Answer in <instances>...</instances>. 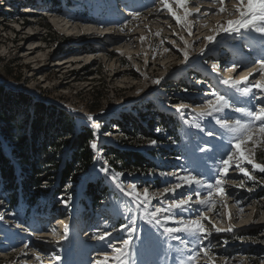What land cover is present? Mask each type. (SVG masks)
Instances as JSON below:
<instances>
[{"label": "rangeland", "instance_id": "1", "mask_svg": "<svg viewBox=\"0 0 264 264\" xmlns=\"http://www.w3.org/2000/svg\"><path fill=\"white\" fill-rule=\"evenodd\" d=\"M1 1L7 2L13 13L5 16L7 9H0V85L12 92L25 93L34 101L56 106L68 116L67 123H72L75 131L92 132L91 142L95 140L98 150H92L93 165L88 170L76 169L73 179H68L56 196L51 192L59 175L48 176L47 182L42 183L41 188L48 193L37 198L38 205L54 204L52 209L36 210L29 206L26 201L30 198L26 197H19L18 203L13 204L15 198L11 193L0 196L4 201L0 205V215L4 217L0 220V264H89L90 260L103 261L105 253L109 257L108 264H116L112 259L115 255L112 248L93 236L112 231L114 226L116 231L109 239L122 247L115 237L126 235L118 229L127 222L128 204L114 183L100 172L101 165L113 172H122L121 187L129 191V184L135 181L141 197L144 185L149 187L151 195L162 190L167 180H173L172 175L161 176V170L179 173V166L183 165L197 172L211 173L222 168L220 154L229 149V141L235 134L225 133L223 140L219 136L209 137L208 130H224L212 117L198 115L206 111L201 102L219 91L243 104L246 98L221 81L237 79L238 73L246 72L247 75V68L232 71L231 65L235 62L248 65L254 58L264 55V42L257 34L248 32L243 36L221 33L216 42L207 43L205 38L215 35L220 24L238 18L232 14L236 0H225L224 12H219L220 5H213L210 0H188L190 11L193 5L201 9V13L188 18L191 34L163 9L160 0ZM12 1L15 3L11 4ZM25 7L37 12L32 18L37 25L21 27L23 30L19 35L17 25L11 22L23 16ZM131 9L140 10L139 18L133 19L129 15ZM205 10L207 16L202 15ZM176 11L183 15V10ZM42 13L46 14L45 18L39 16ZM56 22L66 23V30L69 26L72 31L66 32ZM122 22H126L123 32L120 30ZM84 28L92 29V35L85 34L86 30L81 31ZM71 34L75 36L68 41L62 39ZM35 47L37 50L28 56ZM201 49L205 50L203 55ZM180 50L188 52L187 62ZM69 54H77L78 60L70 58L66 67L60 70L58 61ZM90 56L91 61H84V57ZM213 64L218 65L216 72L212 71ZM256 78H259L258 74ZM156 79L161 80L159 85L154 83ZM182 102L189 105L184 110L187 123L175 110ZM197 104L201 107H194ZM139 113L143 117H139ZM85 115L93 116L95 121L87 122ZM216 115L223 116L224 113ZM227 115L240 116L231 111ZM19 119L11 130H3L0 125V147L6 153L15 137L25 131L18 124ZM95 122L101 124L99 130L95 129ZM197 123L205 131L195 128ZM152 140L158 143L153 146ZM202 146H211L214 150L200 152ZM248 147L252 146L249 144ZM110 148L137 152L145 159L144 163L141 168H128L116 161ZM71 151L64 148L57 161L61 159V164L70 161ZM44 157L42 155V159ZM254 159L264 164V143L255 148ZM234 161L230 162L233 167L229 172L234 179L225 185L231 195L224 204L218 202L215 209L207 213L217 226L227 228L231 225L233 231L215 233L211 224L205 222L213 233L211 256L215 264H225V261L227 264H264V173L254 172L256 180L250 181L235 168ZM241 166L251 171V165ZM46 167L47 173H51L48 175H53L51 164ZM241 181L244 188L239 187ZM89 183L97 187L101 197L93 208L92 219L87 208L89 197L85 194ZM61 198L69 200L68 206ZM159 199L153 198L152 203L157 204ZM217 213L223 215L218 217ZM104 215L109 216L105 224L108 227L97 229ZM18 224L22 226L17 227ZM64 224L69 226L67 235H71L67 242L60 239L64 235ZM138 224L143 232H138L132 240L128 264H187L190 253L182 245H177L176 241L165 242L164 237L152 235L156 230L150 225L139 221ZM23 242H28L29 247L21 253L18 248ZM36 255L40 256V261L35 259ZM56 256L60 257L59 261ZM201 257L198 264H207V258L203 254Z\"/></svg>", "mask_w": 264, "mask_h": 264}, {"label": "snow or ice", "instance_id": "2", "mask_svg": "<svg viewBox=\"0 0 264 264\" xmlns=\"http://www.w3.org/2000/svg\"><path fill=\"white\" fill-rule=\"evenodd\" d=\"M160 3L176 23L188 29L191 34V24L188 23V18L193 16L194 13H201L200 7L193 5L190 11L187 8L188 0H160ZM210 3L213 5L219 4V12L225 11L223 7L225 0H210ZM176 9L183 10V15H179ZM215 14L213 13V15ZM232 14L237 15L238 18L235 20L230 19L226 24H220L216 29L215 35H209L205 38L209 45L216 42L217 37L221 33L229 35L240 34L243 36L245 33L251 32L257 34L259 39L264 42V0H236V6ZM129 15L133 19H137L141 12L138 9H131ZM202 15L207 16L208 11L205 10ZM122 25L120 30L123 32L126 22H122ZM245 47L249 46L245 45ZM180 51H182L184 61L187 62L189 59L188 52ZM204 51V49H201V55L204 54ZM237 68H247V75L238 73L237 79L229 78L221 82L233 88L235 93L246 98L245 102L243 104L238 103L232 96L215 91L212 93L211 98L201 102L202 105L206 106V111L198 113V115L212 117L215 124L224 130L222 132L208 130L206 134L209 137L219 136L223 140L225 133L235 134L233 139L229 141V149L220 154L219 159L223 164L222 168L211 173L197 172L183 165L179 166V173L175 170L171 172L161 170V176L172 175L173 180H167L162 190L152 192L151 195L149 187L144 185L143 196L141 197L138 191L139 186L135 181L129 184L128 187L131 189L129 191L121 187L123 181L119 180V178L123 175L122 172H113L109 167L101 165L100 172L114 183L123 196L127 198L128 204V214L125 216L127 222L118 229L121 233H126V235L115 237V240L122 247H117L113 240L109 239L113 237V232L116 231L114 226L112 231H104L99 235L93 236V239L105 242L108 247L112 248L115 253L112 259L115 260L116 264H128L127 257L130 254L132 240L136 238L138 232H143L138 221L154 228L156 231L152 235L158 234L159 237L165 238V242L176 241L177 245H182L190 253L187 256V264H198V260L202 258L201 254L207 258V264H215L211 256L212 230L215 233H221L224 231L231 232L233 228L231 225L227 228L217 226V223H214L207 213L213 211L218 202L224 204V200L231 195L225 187L226 183L234 179L229 175L230 169L233 167L230 162H233L235 158V168L239 170L243 177L250 181L256 180L253 175L254 172L264 173V164L257 163L254 159L255 148L257 145L264 143V55L254 58L248 65L240 64L239 62L231 65L232 71H236ZM217 70L218 65L213 64L212 71L216 72ZM257 74L259 76L258 79L256 78ZM253 80L255 81L254 83ZM154 83L159 85L161 80L156 79ZM201 104H197L194 107H201ZM188 107L189 105L183 102L175 106L176 112L185 118L186 123L187 112L184 110ZM228 111L238 113L240 116L238 118L229 117L227 115ZM221 113H224V115H216ZM84 119L89 123L95 121V118L91 115H85ZM194 126L200 131H205L199 123ZM100 128L101 124L95 122V129L99 130ZM105 135L111 134L105 133ZM157 143L156 140L151 141L153 146ZM249 144L252 146L251 148L248 147ZM90 148L94 151L98 150L95 140L90 142ZM209 150L214 149L211 146L199 148L200 152ZM177 159L181 158L177 157ZM241 165H251V171ZM239 187H245L243 181H241ZM182 188H186L187 191H178ZM248 190L252 191V187H249ZM156 197L161 199L154 205L152 200ZM216 197L223 199L218 201ZM61 202L68 206L69 200L61 198ZM3 203L4 201L0 200V205ZM239 203L238 201L237 204L239 205ZM241 211H243V208H241ZM12 215H16V213H12ZM216 215L219 217L223 213H217ZM3 219L4 217L0 215V220ZM229 219H231V215H229ZM205 222L211 224L212 230L206 227ZM21 226V224L17 225V227ZM68 227L67 224H64V235L60 239L67 238ZM99 227L101 226L98 225ZM104 227L108 226L105 225ZM25 231H28V229L26 228ZM29 234L31 235V233ZM205 241L207 243H204ZM189 245H192V247L189 248ZM28 247L29 243L23 242V246L19 247L18 250L23 253L24 249ZM97 255H100V253L98 252ZM35 259L40 261L41 258L36 255ZM55 259L59 261L60 257L56 256ZM108 259L109 257L105 253L103 261L99 259L90 260L89 264H108ZM225 264H227L226 261Z\"/></svg>", "mask_w": 264, "mask_h": 264}, {"label": "trees", "instance_id": "3", "mask_svg": "<svg viewBox=\"0 0 264 264\" xmlns=\"http://www.w3.org/2000/svg\"><path fill=\"white\" fill-rule=\"evenodd\" d=\"M0 16H2L1 13ZM62 39L67 41L66 38ZM19 115L20 117H17ZM142 115L139 113V117H143ZM18 118H20L18 124L25 131L15 137L7 153L0 147V196L11 193V197L15 198L13 204L18 203L19 197H26L30 198L26 201L29 206L36 207V210H45L48 207L52 209L54 204L48 207L47 204L42 207L38 205L37 198H40L42 193H48L47 190L44 191L41 188L42 183L47 182L48 176L57 177L59 175L56 187L51 192V195L56 196L67 180L73 179L76 169L88 170L94 163L93 151L90 148L93 134L86 129L75 131L72 123H67L68 116L56 106L34 101L25 93L12 92L0 85V125L2 129L11 130ZM123 130L129 134L125 128ZM64 148L72 150L71 160H65L61 164V159L57 161V157ZM109 150L116 161L128 168H141L145 160L137 152L117 148ZM42 155L45 156L43 159ZM47 164H51L53 175H48L51 173H47L48 169H45ZM88 186L89 188L85 191L90 201L87 208L92 212L101 197L96 191L97 187H94L92 183Z\"/></svg>", "mask_w": 264, "mask_h": 264}, {"label": "bare ground", "instance_id": "4", "mask_svg": "<svg viewBox=\"0 0 264 264\" xmlns=\"http://www.w3.org/2000/svg\"><path fill=\"white\" fill-rule=\"evenodd\" d=\"M56 25L58 26V27H60V28H62L63 30H65L66 32H68V33H70L71 31H72V29H71V27H69L68 26V30H66V27H67V25H66V23H63V22H56ZM20 30V32H19V35L21 34V31L23 30L22 28H20L19 29ZM75 30V29H74ZM83 30H86L85 31V34H89L90 32H92L91 30L92 29H90V28H84V29H82L81 31H83ZM30 37V36H29ZM28 39H30V38H28ZM127 48V47H126ZM31 49H33V48H29V50H31ZM124 49V48H123ZM35 50H37V47H35L33 50H31V51H29L30 53H28L27 55L29 56V55H31ZM77 57H79V56H77V54H69L68 55V57H63L62 59V61H58V62H60L58 65H60L59 67H60V70H62L63 68H65L66 67V65H67V63H69L70 62V58H73V59H77ZM78 60V59H77ZM76 60V61H77ZM92 60V57L90 56V57H84V61H86V62H89V61H91ZM216 62H220V60H217ZM242 69V68H241ZM241 69H239L238 71H240ZM237 71V72H238ZM237 72L235 73V75L237 74ZM243 75H246V72H243L242 73ZM226 75H228V74H226ZM114 76H115V74H114ZM113 76V77H114ZM237 77H238V75H236ZM248 213V212H247ZM108 219H109V216L108 215H104V219H102L100 222H102L101 223V227H96L97 229H102V228H104L103 226H105V224H106V222L108 221ZM248 220V219H247ZM59 222V221H58ZM108 224V223H107ZM61 225H63V224H60V226Z\"/></svg>", "mask_w": 264, "mask_h": 264}]
</instances>
